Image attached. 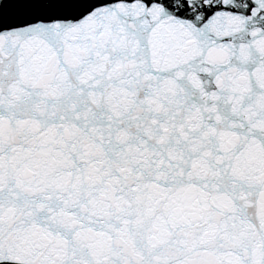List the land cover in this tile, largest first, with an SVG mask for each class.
I'll return each mask as SVG.
<instances>
[{"label":"snow or ice","instance_id":"snow-or-ice-1","mask_svg":"<svg viewBox=\"0 0 264 264\" xmlns=\"http://www.w3.org/2000/svg\"><path fill=\"white\" fill-rule=\"evenodd\" d=\"M0 264H264V0H0Z\"/></svg>","mask_w":264,"mask_h":264}]
</instances>
